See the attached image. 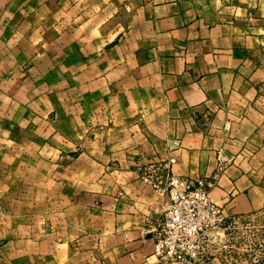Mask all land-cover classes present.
<instances>
[{
  "label": "crops",
  "instance_id": "1",
  "mask_svg": "<svg viewBox=\"0 0 264 264\" xmlns=\"http://www.w3.org/2000/svg\"><path fill=\"white\" fill-rule=\"evenodd\" d=\"M170 173L264 211V0H0L3 264H151Z\"/></svg>",
  "mask_w": 264,
  "mask_h": 264
},
{
  "label": "built area",
  "instance_id": "2",
  "mask_svg": "<svg viewBox=\"0 0 264 264\" xmlns=\"http://www.w3.org/2000/svg\"><path fill=\"white\" fill-rule=\"evenodd\" d=\"M145 181L166 196L153 208L158 219L140 229L141 237H152L151 264L202 263L209 258L205 252L208 233L219 229L227 219L242 216L228 213L214 202L201 178L170 173L163 183L155 182L149 175H145Z\"/></svg>",
  "mask_w": 264,
  "mask_h": 264
},
{
  "label": "rangeland",
  "instance_id": "3",
  "mask_svg": "<svg viewBox=\"0 0 264 264\" xmlns=\"http://www.w3.org/2000/svg\"><path fill=\"white\" fill-rule=\"evenodd\" d=\"M264 232V211L229 218L207 235L205 252L226 264H254ZM4 261L0 255V264Z\"/></svg>",
  "mask_w": 264,
  "mask_h": 264
}]
</instances>
